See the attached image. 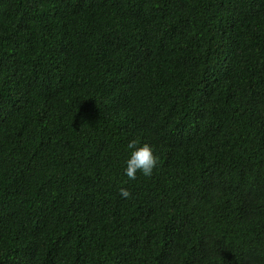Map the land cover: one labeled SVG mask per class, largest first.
<instances>
[{
    "label": "trees",
    "instance_id": "obj_1",
    "mask_svg": "<svg viewBox=\"0 0 264 264\" xmlns=\"http://www.w3.org/2000/svg\"><path fill=\"white\" fill-rule=\"evenodd\" d=\"M0 264H264V0H0Z\"/></svg>",
    "mask_w": 264,
    "mask_h": 264
},
{
    "label": "clouds",
    "instance_id": "obj_2",
    "mask_svg": "<svg viewBox=\"0 0 264 264\" xmlns=\"http://www.w3.org/2000/svg\"><path fill=\"white\" fill-rule=\"evenodd\" d=\"M127 149L129 155L125 161L124 175L130 181L136 180L138 173L143 177H151L159 163L156 148L150 143L132 140L127 145ZM120 194L125 199L132 196L127 188H121Z\"/></svg>",
    "mask_w": 264,
    "mask_h": 264
}]
</instances>
